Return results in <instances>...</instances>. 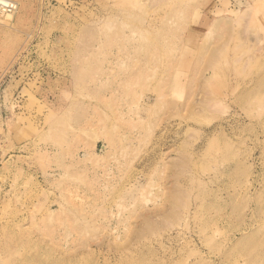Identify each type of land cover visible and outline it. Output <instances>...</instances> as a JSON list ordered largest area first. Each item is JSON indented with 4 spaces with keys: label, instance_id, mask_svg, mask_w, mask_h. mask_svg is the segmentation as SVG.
<instances>
[{
    "label": "rangeland",
    "instance_id": "obj_1",
    "mask_svg": "<svg viewBox=\"0 0 264 264\" xmlns=\"http://www.w3.org/2000/svg\"><path fill=\"white\" fill-rule=\"evenodd\" d=\"M13 1L0 264H264V0Z\"/></svg>",
    "mask_w": 264,
    "mask_h": 264
},
{
    "label": "built area",
    "instance_id": "obj_2",
    "mask_svg": "<svg viewBox=\"0 0 264 264\" xmlns=\"http://www.w3.org/2000/svg\"><path fill=\"white\" fill-rule=\"evenodd\" d=\"M18 10V5L13 0H0V21L8 16L14 15ZM4 92L0 94V99L3 98ZM2 140L0 139V148H2Z\"/></svg>",
    "mask_w": 264,
    "mask_h": 264
},
{
    "label": "bare ground",
    "instance_id": "obj_3",
    "mask_svg": "<svg viewBox=\"0 0 264 264\" xmlns=\"http://www.w3.org/2000/svg\"><path fill=\"white\" fill-rule=\"evenodd\" d=\"M1 24H3V23H1ZM11 242L12 241H11L10 237L0 236V249H5V250H9L10 248L12 249Z\"/></svg>",
    "mask_w": 264,
    "mask_h": 264
}]
</instances>
